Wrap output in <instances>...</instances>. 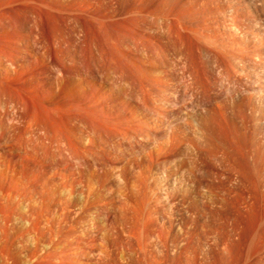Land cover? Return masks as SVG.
<instances>
[{"label": "rangeland", "instance_id": "1", "mask_svg": "<svg viewBox=\"0 0 264 264\" xmlns=\"http://www.w3.org/2000/svg\"><path fill=\"white\" fill-rule=\"evenodd\" d=\"M0 264H264V0H0Z\"/></svg>", "mask_w": 264, "mask_h": 264}]
</instances>
